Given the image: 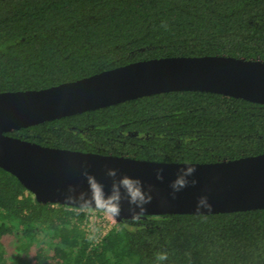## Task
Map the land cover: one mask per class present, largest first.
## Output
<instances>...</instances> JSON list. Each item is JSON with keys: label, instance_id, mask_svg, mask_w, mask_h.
<instances>
[{"label": "trees", "instance_id": "trees-1", "mask_svg": "<svg viewBox=\"0 0 264 264\" xmlns=\"http://www.w3.org/2000/svg\"><path fill=\"white\" fill-rule=\"evenodd\" d=\"M264 61V0H0V92L37 90L130 62ZM6 134L157 162L264 153V104L200 90L138 96ZM88 213L38 202L0 167V264H264V208L143 214L98 237ZM95 233L96 240H89ZM44 238L42 246L37 242Z\"/></svg>", "mask_w": 264, "mask_h": 264}, {"label": "water", "instance_id": "water-1", "mask_svg": "<svg viewBox=\"0 0 264 264\" xmlns=\"http://www.w3.org/2000/svg\"><path fill=\"white\" fill-rule=\"evenodd\" d=\"M176 90L216 92L264 104V61L223 55L150 58L42 89L0 92V167L14 175L42 203L73 206L62 193H66L69 184L87 190L82 176L84 168L103 182L106 190L111 184L107 168H117L118 175L139 177L145 187L154 185L153 201L143 214L264 208V153L190 163L196 168L197 184H189L173 199L169 185L186 162H157L48 147L6 134L44 120ZM157 168L164 169L163 181L155 177ZM201 195L208 196L211 211H197ZM128 208L124 201L121 215L114 221L130 219Z\"/></svg>", "mask_w": 264, "mask_h": 264}, {"label": "clouds", "instance_id": "clouds-1", "mask_svg": "<svg viewBox=\"0 0 264 264\" xmlns=\"http://www.w3.org/2000/svg\"><path fill=\"white\" fill-rule=\"evenodd\" d=\"M196 168L186 163L185 167L178 170L176 178L170 183V196L175 199L176 194L188 187L189 184L196 185L197 180L194 178ZM106 175L111 178L110 187L106 190L105 184L99 181L95 175L90 174L87 168L82 171V176L86 179L87 190H84L80 185L69 184L64 195L65 201L75 206L81 212L102 213L106 219L114 221L121 215L122 205L127 201L133 221L139 220L143 213L146 212V206L153 201V192L155 187L152 184L145 187L144 182L139 177H133L127 174L118 175L117 168H107ZM155 177L159 181L164 180V169H155ZM189 177H192L189 180ZM211 211L212 204L209 203L207 195H201L197 199L196 209L199 212L201 209ZM138 209V211H137ZM89 240H96L97 236L92 233L88 237ZM156 264H163L167 261L168 255L166 252L156 254Z\"/></svg>", "mask_w": 264, "mask_h": 264}, {"label": "rangeland", "instance_id": "rangeland-1", "mask_svg": "<svg viewBox=\"0 0 264 264\" xmlns=\"http://www.w3.org/2000/svg\"><path fill=\"white\" fill-rule=\"evenodd\" d=\"M94 212H95V211H93L91 214H92V216H93L94 214H96L95 216L97 217V220H98L97 222L100 224V225H97L98 228L103 229V228H108V224L113 225L114 221L109 220V219H106L102 213H99V212H95V213H94ZM93 224L96 225V221L93 222ZM100 229H99V230H100ZM100 232H101V231H100ZM44 240H45V239L41 237V238L38 240L37 245H38V246H42L44 249H46L45 245L43 244Z\"/></svg>", "mask_w": 264, "mask_h": 264}, {"label": "built area", "instance_id": "built-area-1", "mask_svg": "<svg viewBox=\"0 0 264 264\" xmlns=\"http://www.w3.org/2000/svg\"><path fill=\"white\" fill-rule=\"evenodd\" d=\"M94 211V210H93ZM88 213V212H87ZM95 213V212H94ZM89 215H88V220H89V223H90V229H91V231L92 232H95L94 230H95V228L96 227H98L97 225H100L97 221V217L95 216L96 214H94L93 216H92V214L91 213H88ZM96 221V225H94L93 224V222H95ZM115 222V221H114ZM112 225L111 224H108V228H103V229H100L99 230V233L100 234H98V237L99 236H101V235H103L110 227H111ZM101 231V232H100Z\"/></svg>", "mask_w": 264, "mask_h": 264}]
</instances>
